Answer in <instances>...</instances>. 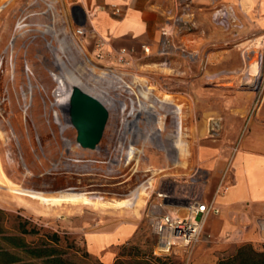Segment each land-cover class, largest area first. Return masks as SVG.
Here are the masks:
<instances>
[{"label":"rangeland","instance_id":"1","mask_svg":"<svg viewBox=\"0 0 264 264\" xmlns=\"http://www.w3.org/2000/svg\"><path fill=\"white\" fill-rule=\"evenodd\" d=\"M1 3V247L25 261L32 259L2 238L21 235L23 223L29 230H38L23 235L32 247L48 243L56 232L59 240L54 245L62 257L77 264H103L87 251L86 234L114 216L139 221L137 234L122 252L136 246L145 254L153 253L158 240L151 225L155 189L160 184L167 187L168 180L163 179L181 172L175 161L182 154L175 147L177 105L183 108L186 150H192L198 139L193 130L199 128V139L207 133L211 115L223 122L218 139L237 146L242 135L240 112L249 121L264 110V60L258 72L252 66L264 57V44L254 43L259 37L264 40L263 21L246 19L235 0L228 6L217 0L210 21L205 17L196 24L173 18L155 48L148 45V51L143 46L138 52L119 53L121 48L105 47L99 56L98 43L77 32L70 7L53 0ZM70 73L105 90L110 100L104 102L111 117L96 150L80 145L68 107L59 102L58 76ZM131 146L135 153L130 158ZM148 179L152 186L141 206L112 205L134 194ZM4 181L44 194L85 192L92 200L101 196L105 205H52L28 195L15 197ZM199 192L207 197L202 188ZM203 238H210L204 228L197 243ZM254 248L264 250V243ZM194 249L176 246L171 264H191ZM31 261L45 264L43 259Z\"/></svg>","mask_w":264,"mask_h":264},{"label":"crops","instance_id":"2","mask_svg":"<svg viewBox=\"0 0 264 264\" xmlns=\"http://www.w3.org/2000/svg\"><path fill=\"white\" fill-rule=\"evenodd\" d=\"M232 1L224 0V5H231ZM235 1L246 19L264 23V0ZM53 2L70 7L69 15L75 28H83V36L88 42H103L109 49L126 48L138 52L143 46L155 48L173 18L196 24L205 17L210 21L217 0ZM242 113L239 115L242 135L237 146L236 142L218 139L216 135L221 131L223 122L218 115H211L204 137L199 139V128L193 130L198 138L193 149L178 153L176 164L181 167V172L163 179L169 184L182 186L189 181L191 173L186 176L187 171L194 166L201 167L207 176L205 198L213 199L220 208L219 214H210L204 220L203 228L210 238L193 244L195 249L191 256L193 252L195 254L191 264H217L220 258L235 254L245 243L256 247L264 243V110L260 109L249 121L246 116L242 117ZM224 185L228 186L225 192L221 190ZM219 187L220 191L216 192ZM99 224L96 230L86 234L87 251L100 258L103 264H113L122 247L137 234L139 221L130 217L118 220L112 216L107 222L103 220ZM200 244L202 247L198 251Z\"/></svg>","mask_w":264,"mask_h":264},{"label":"built area","instance_id":"3","mask_svg":"<svg viewBox=\"0 0 264 264\" xmlns=\"http://www.w3.org/2000/svg\"><path fill=\"white\" fill-rule=\"evenodd\" d=\"M118 10V9H117ZM77 32L84 35L83 28H78ZM163 34L166 31L163 30ZM264 44V40L263 43ZM98 55L104 54L106 47L103 42L97 44ZM148 51L149 48L146 47ZM126 52V48H121V52ZM263 55L259 58L260 64L263 63ZM205 171L196 166L189 177V181L180 184H167V187L159 185L155 189L154 202L152 204L151 225L157 236V249L153 254L161 257H170L176 246L189 248L200 238L203 232L204 220L210 214H219L220 208L214 200H207L199 192L204 190ZM228 186L224 185L221 190L225 192ZM220 191L219 189L216 192ZM150 195L149 198H151ZM184 214H180V211ZM176 212V213H175ZM174 213V214H173Z\"/></svg>","mask_w":264,"mask_h":264},{"label":"trees","instance_id":"4","mask_svg":"<svg viewBox=\"0 0 264 264\" xmlns=\"http://www.w3.org/2000/svg\"><path fill=\"white\" fill-rule=\"evenodd\" d=\"M20 231L21 235H3L2 238L7 241L9 247L21 250L32 259L25 261L15 251L0 245V264H37L31 261L34 259H43L45 264H77L62 257L58 252L54 245L59 240L58 233H53L48 243L32 247L26 242L23 235L38 233V230L35 228L29 230L23 223H20ZM113 264H171V259L170 257L156 256L153 253L145 254L135 246L131 247L129 253L121 251ZM217 264H264V250H257L252 244L245 243L237 249L235 254L220 258Z\"/></svg>","mask_w":264,"mask_h":264},{"label":"bare ground","instance_id":"5","mask_svg":"<svg viewBox=\"0 0 264 264\" xmlns=\"http://www.w3.org/2000/svg\"><path fill=\"white\" fill-rule=\"evenodd\" d=\"M4 6V4H0V7ZM256 46H260L263 43V38L259 37L254 42ZM253 70L258 72L260 70V62L253 63ZM58 80L60 81L61 88L58 94L59 102L69 107L70 101L73 96V88L76 86H80L90 92L91 94L99 97L103 101L110 102L109 99H106V91L103 89L91 87L87 82L83 81L79 76L74 75L73 73L68 74L66 77L58 76ZM73 87V88H72ZM153 112L152 110H150ZM176 114L178 115V125H177V133H176V148L179 149L180 153L186 150L185 142L183 141L184 135V125L182 114L183 108L182 105H177ZM134 147L131 146L129 149V157L134 156ZM177 162V160H176ZM4 187L8 189V191L15 195V197H21L23 195H28L33 198H37L42 203L45 204H52V205H59L62 203H72V204H95L96 206H104L105 203L100 201L101 196H97V200H92V197L87 195L85 192H72L70 190H62L58 194H44L41 191L31 190L27 188H23L14 184L13 182L4 181ZM152 186L151 179L141 183L135 190L134 194L128 196L123 199L115 200L112 202V205L118 207H124L128 205H138L141 206L145 199L143 196L148 195V188ZM139 209L136 208V212L138 213Z\"/></svg>","mask_w":264,"mask_h":264},{"label":"water","instance_id":"6","mask_svg":"<svg viewBox=\"0 0 264 264\" xmlns=\"http://www.w3.org/2000/svg\"><path fill=\"white\" fill-rule=\"evenodd\" d=\"M67 112L79 132L80 145L86 149L96 150L105 136L111 117V110L107 104L84 88L76 86L73 88Z\"/></svg>","mask_w":264,"mask_h":264}]
</instances>
